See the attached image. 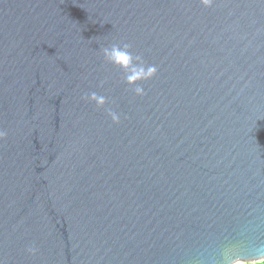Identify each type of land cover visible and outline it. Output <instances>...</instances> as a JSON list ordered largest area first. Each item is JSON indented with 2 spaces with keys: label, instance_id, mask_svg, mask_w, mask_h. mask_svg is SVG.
I'll list each match as a JSON object with an SVG mask.
<instances>
[{
  "label": "water",
  "instance_id": "obj_1",
  "mask_svg": "<svg viewBox=\"0 0 264 264\" xmlns=\"http://www.w3.org/2000/svg\"><path fill=\"white\" fill-rule=\"evenodd\" d=\"M0 133V264L264 256V0H0Z\"/></svg>",
  "mask_w": 264,
  "mask_h": 264
},
{
  "label": "clouds",
  "instance_id": "obj_2",
  "mask_svg": "<svg viewBox=\"0 0 264 264\" xmlns=\"http://www.w3.org/2000/svg\"><path fill=\"white\" fill-rule=\"evenodd\" d=\"M205 6L212 3V0H202ZM130 45L113 43L109 46H105L102 49L103 57L106 62L118 66L124 70L125 81L130 85H135L134 92L137 95H144V89L137 83L138 81L147 80L153 77L157 68L154 65H145L143 59L139 55H133L129 50ZM87 99L94 101L98 107H103L106 104V98L104 96L91 93ZM113 122H119V115L115 112H109ZM3 135V133H0ZM28 251L35 254L36 249L34 247L29 248ZM223 264H264V256L257 257L255 259H242V258H228L225 257Z\"/></svg>",
  "mask_w": 264,
  "mask_h": 264
}]
</instances>
